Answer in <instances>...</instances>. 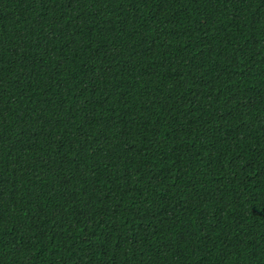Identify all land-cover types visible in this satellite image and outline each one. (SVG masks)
Listing matches in <instances>:
<instances>
[{"label": "trees", "instance_id": "16d2710c", "mask_svg": "<svg viewBox=\"0 0 264 264\" xmlns=\"http://www.w3.org/2000/svg\"><path fill=\"white\" fill-rule=\"evenodd\" d=\"M0 264H264V0H0Z\"/></svg>", "mask_w": 264, "mask_h": 264}]
</instances>
